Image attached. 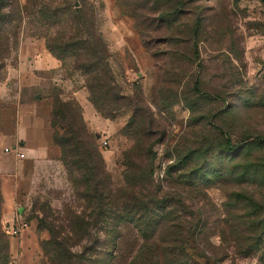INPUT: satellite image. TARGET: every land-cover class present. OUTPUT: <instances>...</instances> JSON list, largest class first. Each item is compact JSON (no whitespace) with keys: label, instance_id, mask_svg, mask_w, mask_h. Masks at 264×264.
<instances>
[{"label":"rangeland","instance_id":"obj_1","mask_svg":"<svg viewBox=\"0 0 264 264\" xmlns=\"http://www.w3.org/2000/svg\"><path fill=\"white\" fill-rule=\"evenodd\" d=\"M26 54L37 56L28 66L49 54L59 67L21 74ZM94 55L100 73L86 75ZM0 86V137L15 103L36 97L50 160L19 159L0 141V180L20 174L26 196L17 237L1 216L9 264H52L43 209L62 217L84 204L51 138L64 133L51 126L57 103L80 111L115 194L158 202L156 238H188L190 264H264V0H0ZM144 235L130 228L127 255Z\"/></svg>","mask_w":264,"mask_h":264},{"label":"trees","instance_id":"obj_2","mask_svg":"<svg viewBox=\"0 0 264 264\" xmlns=\"http://www.w3.org/2000/svg\"><path fill=\"white\" fill-rule=\"evenodd\" d=\"M69 40L74 41L73 37H69ZM73 44H69L67 49L73 50ZM96 46V53L106 58V45L102 43ZM82 49L86 53L91 52V47ZM99 60L94 55L82 63L84 73L98 75ZM89 91L93 93L92 86ZM94 103L97 106L95 100ZM73 106L63 103L55 105L51 126L64 128V133L55 132L51 138L61 149V162L68 170L77 200L84 204L75 209L70 207L62 217L56 216L52 210L48 212L46 207L43 209L47 220L42 224L53 237L48 243L52 264H190L192 259L185 250L188 238L159 240L153 234L159 226L157 218L160 217V208L155 199L147 203L129 198L128 193H114L97 138L90 134L83 123L79 107L75 108L79 111L77 115H73ZM238 147L226 139L227 150L235 152ZM2 203L0 189V221ZM259 226L264 227V221ZM130 228L151 233L150 236H142L145 237L141 244L144 249H138L134 255L126 254ZM8 237L0 233V264H9ZM77 249L80 250L75 252Z\"/></svg>","mask_w":264,"mask_h":264},{"label":"crops","instance_id":"obj_3","mask_svg":"<svg viewBox=\"0 0 264 264\" xmlns=\"http://www.w3.org/2000/svg\"><path fill=\"white\" fill-rule=\"evenodd\" d=\"M45 61L35 62V66H28L26 65V61L29 59H37V56H30L26 54V56L21 58L22 60V67L21 74L26 73L28 74H35L36 69L47 71L51 69L58 68L59 65L57 64L56 60L47 54ZM31 60V63L34 61ZM37 61V60H36ZM39 61V59H38ZM41 68L38 69L39 65ZM30 67V70L29 68ZM35 85V84H32ZM1 87V86H0ZM22 92V90H21ZM78 103L82 106L88 105L87 95L85 92L80 91L76 95ZM5 98V96L0 94V99ZM15 103V102H14ZM16 117H15V126L13 131L7 132L6 137H0V141H6L11 144L12 148H19L24 154L25 158L31 160L33 162H50L49 160V143L45 137V123L44 120L40 117L39 114V102L36 97H30L27 99L19 100L16 104ZM5 139V140H4ZM0 173H3L0 170ZM20 174L16 177H10V175H3L1 174V194L3 198L2 203V222L8 226H12L16 224L17 215L20 216L23 214V200L26 196L18 194V188L20 182ZM16 239L12 242L11 250L12 253L16 251Z\"/></svg>","mask_w":264,"mask_h":264},{"label":"built area","instance_id":"obj_4","mask_svg":"<svg viewBox=\"0 0 264 264\" xmlns=\"http://www.w3.org/2000/svg\"><path fill=\"white\" fill-rule=\"evenodd\" d=\"M107 144V142H104V146H107ZM6 152L13 153V155H15L19 159H25L26 157L25 154L19 148H6ZM6 232L10 238H15L19 234V228L16 224L12 226H6Z\"/></svg>","mask_w":264,"mask_h":264}]
</instances>
